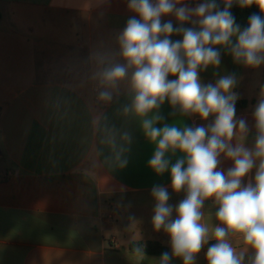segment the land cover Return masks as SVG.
<instances>
[{
  "label": "crops",
  "instance_id": "obj_1",
  "mask_svg": "<svg viewBox=\"0 0 264 264\" xmlns=\"http://www.w3.org/2000/svg\"><path fill=\"white\" fill-rule=\"evenodd\" d=\"M0 12V264H160V255L134 253L131 243L159 244L169 264H183L172 256L168 234L153 225L152 189L168 190L172 219L185 193L172 190L170 171L158 175L149 167L156 145L143 121L158 116L155 127L183 121L194 128L214 118L185 115L167 99L146 116L126 113L129 80L115 89L101 86L103 68L123 63L118 38L135 15L128 0H0ZM167 21L181 26L174 15L162 17ZM217 50L220 65L201 70L200 80L214 85L222 76L235 78L237 101H248L235 108L236 118L247 121L244 143L253 148L264 63L248 67L228 48ZM96 87L111 92L104 108L94 99ZM180 155L166 158L174 163ZM220 167L226 172L232 162L221 157ZM254 175L255 169L244 183ZM216 210L205 201L208 243H215ZM229 240L238 251L247 248L239 235ZM206 245L195 264H206ZM251 255L248 249L245 264Z\"/></svg>",
  "mask_w": 264,
  "mask_h": 264
},
{
  "label": "clouds",
  "instance_id": "obj_2",
  "mask_svg": "<svg viewBox=\"0 0 264 264\" xmlns=\"http://www.w3.org/2000/svg\"><path fill=\"white\" fill-rule=\"evenodd\" d=\"M184 2L128 0V9L135 15L118 38L123 63L104 67L99 81L105 89H115L129 80L133 99L126 113L146 116L167 99L185 115H198L204 121L214 118L207 126L194 128L183 121L155 127L158 116L143 121L146 135L156 145L149 167L158 175L170 171L172 190L185 193L172 219L168 190L152 189L153 225L170 237L172 256L183 264H195L210 239L202 208L211 199L217 206L218 224L212 229L215 243L207 249L208 264H245L248 249L252 252L248 264H264V93L253 112L255 144L248 148L244 143L248 123L236 118L235 78L222 76L214 85L200 80L201 70L220 65L218 47L228 48L234 61L245 66L264 63V15H251L241 30L230 11L235 2L241 8L255 4L264 14V0H223L222 10L216 0H204L194 8L177 7ZM167 15H174L181 26L162 23ZM189 21L193 27L182 26ZM173 35L182 39L173 41ZM99 99L110 101L111 92L101 91ZM169 152L181 155L171 163L166 158ZM221 157L232 162L226 172L221 170ZM253 169L254 182L245 184ZM235 235L242 237L245 250L238 251L230 242ZM170 259L165 252L160 264H169Z\"/></svg>",
  "mask_w": 264,
  "mask_h": 264
},
{
  "label": "trees",
  "instance_id": "obj_3",
  "mask_svg": "<svg viewBox=\"0 0 264 264\" xmlns=\"http://www.w3.org/2000/svg\"><path fill=\"white\" fill-rule=\"evenodd\" d=\"M204 0H185V3L189 4H196V3H203ZM216 3L219 7V9H223L224 3L223 0H216ZM232 15L235 18L236 24H238L243 30L248 26L249 17L253 14L257 15H264L260 13L259 8L253 4L250 7L241 8L238 4L235 2L233 3V6L230 9ZM1 17V12H0ZM248 105V101L246 100H240L235 103V108H245ZM130 250L134 253H140V254H149V255H160L162 256L163 253L168 252V250L164 247H161L159 244H153V243H131L130 244Z\"/></svg>",
  "mask_w": 264,
  "mask_h": 264
},
{
  "label": "built area",
  "instance_id": "obj_4",
  "mask_svg": "<svg viewBox=\"0 0 264 264\" xmlns=\"http://www.w3.org/2000/svg\"><path fill=\"white\" fill-rule=\"evenodd\" d=\"M101 88L100 87H96L94 89V99L97 103V105H99L101 108H104L108 105L109 101H102L99 99V93L101 92ZM213 243H207L206 247H205V263L208 264L207 258H206V253H207V249L208 247H210Z\"/></svg>",
  "mask_w": 264,
  "mask_h": 264
}]
</instances>
